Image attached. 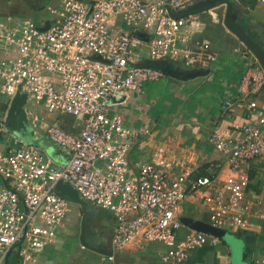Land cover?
Wrapping results in <instances>:
<instances>
[{
    "label": "built area",
    "instance_id": "obj_1",
    "mask_svg": "<svg viewBox=\"0 0 264 264\" xmlns=\"http://www.w3.org/2000/svg\"><path fill=\"white\" fill-rule=\"evenodd\" d=\"M194 1L55 0L42 8L46 16L38 21L0 18V94L7 98L0 116V264L11 252L34 261L59 240L69 204L55 194L58 182L113 216L114 251L157 243L167 247L159 255L164 264H178L189 250L219 243L218 237L182 224L187 202L200 204L207 223L226 233L249 232L250 219L264 217L261 202L246 196L244 167L264 156V115H255L264 70L247 49L242 51L248 62L238 97L220 104L224 115L244 107L245 123L237 137L218 132L208 137L213 157L223 160L209 159L204 175H198L189 157L160 143L153 146L149 162L131 164L130 153L152 132L145 125L126 126L111 109L112 101L138 95L146 82L165 78L150 63L167 60L196 69L216 62L209 43L195 37L199 15L169 14ZM46 22L48 28L40 29ZM15 95H25L26 105H42L48 113L73 116L80 121L78 132L46 124L25 108L42 146L22 142L5 124ZM37 129L43 131L41 138ZM57 152L61 158L56 159ZM255 261L264 264V257ZM95 264H115V257L99 255Z\"/></svg>",
    "mask_w": 264,
    "mask_h": 264
},
{
    "label": "crops",
    "instance_id": "obj_2",
    "mask_svg": "<svg viewBox=\"0 0 264 264\" xmlns=\"http://www.w3.org/2000/svg\"><path fill=\"white\" fill-rule=\"evenodd\" d=\"M215 1L218 6L198 14L201 29L195 35L197 39L209 43L210 52L217 58L214 63L196 68L209 72L203 77L188 81H179L165 75V78L157 82H146L140 94H129L124 98L126 104L122 110L123 116L121 115L124 124L131 127L145 125L152 132L148 139L139 142L130 153L131 164L149 162L153 146L160 143L171 152L189 157L197 168L198 175H204L209 159H217L218 162L223 160L221 157H213L208 137L215 132L231 138L239 136L241 126L245 123V108L237 105L232 114L224 115L220 112V104L225 99L235 100L238 97L237 87L248 60L242 54L243 45L222 24L227 5L220 4V1L231 4L235 21L263 48L264 3L258 0ZM6 3L11 4L12 9L0 11V18L10 16L14 21H21L23 17H28L27 19L34 21L33 17L38 13V20H41L45 15L42 8L54 4L55 0H6ZM161 63L171 65L168 66L171 70L184 69L175 62L166 60ZM255 115H264V87L257 96ZM47 117L52 120V124L68 133L76 134L80 128V124L76 127L72 125V121L76 119L71 115L57 113L53 116L49 113ZM38 131L41 138L43 131ZM57 156L56 159L62 157L60 152H57ZM244 169L249 175L246 196L261 202L260 212L264 216V156L251 161ZM1 184L0 181V186ZM68 204L65 226L59 230V240L55 245L45 247L35 256L34 261H22L17 254L11 252L6 264L97 263L99 255L104 254L83 248L80 243L81 235L93 248L112 253L115 264H164L159 255L166 252L167 247L157 243H134L124 250L114 251L111 247L114 218L105 210L89 205L90 213L84 218L82 233L83 212L77 204ZM183 208L184 217L208 222L200 204L187 202ZM250 220L252 227L249 232H227L230 235L227 241L219 239L216 246L206 244L189 250L186 260L178 264H216L219 259L232 264L231 258L235 259V264H255V260L264 257V217ZM184 232L185 229H182L180 233ZM236 233L246 236L236 242L235 249H231L228 241ZM243 248H247L248 252L242 258Z\"/></svg>",
    "mask_w": 264,
    "mask_h": 264
},
{
    "label": "water",
    "instance_id": "obj_3",
    "mask_svg": "<svg viewBox=\"0 0 264 264\" xmlns=\"http://www.w3.org/2000/svg\"><path fill=\"white\" fill-rule=\"evenodd\" d=\"M222 3L227 5V9L222 21L223 26L226 28V30H228L231 34H233L238 39V41H240L243 47L253 55V57L258 61V63L261 65V67L264 70V48L259 43H257L251 35H249L245 31L243 26H241L235 21L231 4L228 1L227 2L220 1V4ZM216 6H218V3H216L215 0H206V2H195L184 10H180L177 12L170 11L169 14L173 18H182L187 15L201 14L204 12H208L211 9L215 8ZM48 25H49L48 22H46L45 27H40V29L45 30L48 28ZM137 37L142 41H147V37L144 34L138 33ZM147 66L149 68L159 70L165 75L170 76L179 81H188L195 79L197 77H203L209 72L208 70H203V69H187V68L171 70L168 66L164 65L163 63H155V62L150 63ZM25 100H26L25 95H21V96L15 95L13 99L10 100L9 102L10 105L5 115L6 127L11 134L19 138L22 142L30 145L42 146L39 137L34 135L33 128L28 123L25 113V105H26ZM47 151L48 153H51V148H49ZM54 192L60 198H63L70 203L77 204L80 207V211L83 212V219L81 222V230L83 233V228L85 226L84 218L88 216L90 213V210H88L89 204L86 201L82 200L79 197L78 193L75 191V189L72 188L69 184L58 182L54 187ZM181 222L185 227H188L190 229L208 235L216 236L219 239H224V237L227 234L224 230L216 229L203 221L193 220L191 218L183 217L181 218ZM244 235L246 236V234L243 233L234 234L231 237V239L228 241L230 248L235 249L237 247L236 242L239 239L243 240ZM82 236L83 235H81L80 237V243L82 244L83 248L89 249L99 254H104V255L110 254L100 249L93 248L92 246L87 244V242H85ZM242 251H243L242 253V258H243L245 257V254L248 252V249L243 248ZM248 262L250 261L248 260ZM6 263L7 262H5L4 264Z\"/></svg>",
    "mask_w": 264,
    "mask_h": 264
},
{
    "label": "rangeland",
    "instance_id": "obj_4",
    "mask_svg": "<svg viewBox=\"0 0 264 264\" xmlns=\"http://www.w3.org/2000/svg\"><path fill=\"white\" fill-rule=\"evenodd\" d=\"M0 5H1V9L0 11H5V10H10L12 9V5L10 4H7L6 3V0H2L0 1ZM39 14V13H38ZM38 14L35 16V18L33 17L34 21H37L38 20ZM46 16V14L44 15ZM28 17H23L21 20H25L27 19ZM198 37V36H197ZM165 65V64H164ZM167 66H171V65H167ZM7 100V98L4 96V95H1L0 94V109L2 108V105L4 106L5 105V101ZM126 102L125 101H120V102H117V100H114L112 101V105H111V109L113 112L119 114L120 116L122 115V110L125 106ZM26 110L29 111L32 115H36L39 119H42L43 121L47 122V123H50L52 124V120H50L48 117H47V114H49L43 107L42 105H36V104H31V103H28L26 106H25ZM3 112L0 110V116H2ZM53 116H56L57 113H51ZM123 116V115H122ZM121 116V117H122ZM66 118L70 119V117L66 116ZM74 124V125H73ZM80 124V121L79 120H75L74 122L72 121V125L74 127H76L77 125ZM38 131V129H37ZM39 132V131H38ZM229 234L227 233L226 236L224 237V241H227V239L229 238ZM189 252V251H188ZM187 252V254H188ZM230 262H232V264H235V259L234 258H231Z\"/></svg>",
    "mask_w": 264,
    "mask_h": 264
},
{
    "label": "trees",
    "instance_id": "obj_5",
    "mask_svg": "<svg viewBox=\"0 0 264 264\" xmlns=\"http://www.w3.org/2000/svg\"><path fill=\"white\" fill-rule=\"evenodd\" d=\"M5 109H6V105H2V108L0 109L2 112H4L5 111Z\"/></svg>",
    "mask_w": 264,
    "mask_h": 264
}]
</instances>
